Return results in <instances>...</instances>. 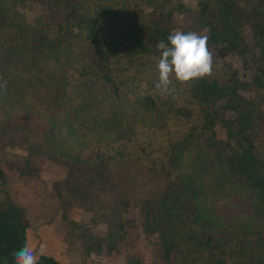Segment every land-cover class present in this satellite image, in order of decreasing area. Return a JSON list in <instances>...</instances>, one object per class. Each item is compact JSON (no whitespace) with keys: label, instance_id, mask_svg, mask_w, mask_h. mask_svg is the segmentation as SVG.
<instances>
[{"label":"trees","instance_id":"16d2710c","mask_svg":"<svg viewBox=\"0 0 264 264\" xmlns=\"http://www.w3.org/2000/svg\"><path fill=\"white\" fill-rule=\"evenodd\" d=\"M26 1L0 0V151L5 131H35L29 151L68 163L77 185L111 162L140 166L163 182L134 202L163 264H264V109L241 95L264 93V0H195L209 50L234 54L250 76L213 59L210 76L173 81L170 94L154 87L157 45L190 11L183 2L47 0L50 14L30 22L15 10ZM124 207L103 212L106 233L84 249L120 242ZM24 213L0 167V264L26 245Z\"/></svg>","mask_w":264,"mask_h":264},{"label":"rangeland","instance_id":"374dc122","mask_svg":"<svg viewBox=\"0 0 264 264\" xmlns=\"http://www.w3.org/2000/svg\"><path fill=\"white\" fill-rule=\"evenodd\" d=\"M179 1L190 11L179 21L174 18L176 28L172 33L185 27L205 34L204 30L197 29L195 23V0ZM46 2L27 0L15 10L32 22L38 16L47 17L50 14L51 7L47 8ZM55 10V15L65 12ZM212 58L224 60L242 80H248L250 72L242 67L240 59L234 54L214 51ZM262 94L263 90L241 91L243 97L264 109ZM216 132L219 137L223 136L220 128H216ZM39 137L35 131L20 134L5 131L1 134L0 152L4 162L0 163V167L11 198L25 209L26 245L34 249L38 256L42 250L43 255L52 256L60 264H133V260L163 264L158 258L156 235L143 234L141 214L134 203L135 200L158 195L163 186L162 180L148 175L140 166L111 162L100 179L77 185L80 179L68 163L62 159H51L46 154L36 156L29 151ZM189 155L192 156V153L189 152ZM187 156L184 157V164L189 162ZM228 197L232 199L231 195ZM115 205L125 206L122 212L126 220L125 234L120 242L111 251H106L105 247L99 252L84 249L85 237L106 233L102 214ZM218 205L224 206L223 203Z\"/></svg>","mask_w":264,"mask_h":264},{"label":"clouds","instance_id":"9594fccd","mask_svg":"<svg viewBox=\"0 0 264 264\" xmlns=\"http://www.w3.org/2000/svg\"><path fill=\"white\" fill-rule=\"evenodd\" d=\"M208 36L195 31H175L168 35L167 43L158 42L161 54L156 63L157 79L154 87L162 94L174 91L173 81L181 85L190 84L210 76L213 70L212 52L209 50ZM40 255H43L41 250ZM14 264H38L35 250L23 246L12 254Z\"/></svg>","mask_w":264,"mask_h":264}]
</instances>
